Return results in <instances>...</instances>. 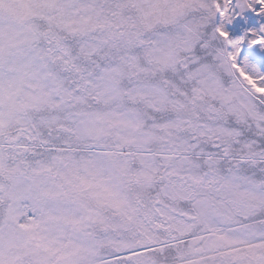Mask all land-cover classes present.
I'll list each match as a JSON object with an SVG mask.
<instances>
[{"label": "snow or ice", "instance_id": "6c2138e0", "mask_svg": "<svg viewBox=\"0 0 264 264\" xmlns=\"http://www.w3.org/2000/svg\"><path fill=\"white\" fill-rule=\"evenodd\" d=\"M0 264H264V0H0Z\"/></svg>", "mask_w": 264, "mask_h": 264}]
</instances>
